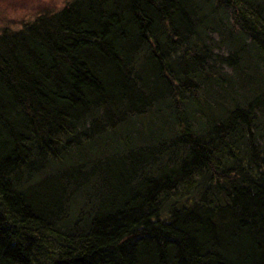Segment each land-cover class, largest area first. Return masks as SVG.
I'll return each instance as SVG.
<instances>
[{
	"label": "trees",
	"instance_id": "obj_1",
	"mask_svg": "<svg viewBox=\"0 0 264 264\" xmlns=\"http://www.w3.org/2000/svg\"><path fill=\"white\" fill-rule=\"evenodd\" d=\"M0 264H264V0L2 29Z\"/></svg>",
	"mask_w": 264,
	"mask_h": 264
},
{
	"label": "rangeland",
	"instance_id": "obj_2",
	"mask_svg": "<svg viewBox=\"0 0 264 264\" xmlns=\"http://www.w3.org/2000/svg\"><path fill=\"white\" fill-rule=\"evenodd\" d=\"M66 1L68 0H0V31L4 28L18 29L40 13L60 9ZM152 123L154 122L147 118L142 125L143 130L149 131Z\"/></svg>",
	"mask_w": 264,
	"mask_h": 264
}]
</instances>
